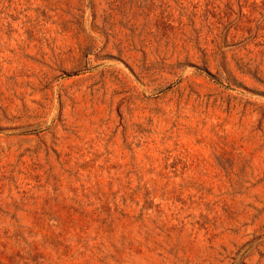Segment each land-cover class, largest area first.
Masks as SVG:
<instances>
[{"label": "rangeland", "instance_id": "1", "mask_svg": "<svg viewBox=\"0 0 264 264\" xmlns=\"http://www.w3.org/2000/svg\"><path fill=\"white\" fill-rule=\"evenodd\" d=\"M0 264H264V0H0Z\"/></svg>", "mask_w": 264, "mask_h": 264}, {"label": "trees", "instance_id": "2", "mask_svg": "<svg viewBox=\"0 0 264 264\" xmlns=\"http://www.w3.org/2000/svg\"><path fill=\"white\" fill-rule=\"evenodd\" d=\"M209 75V74H208ZM210 76V78H212L213 79V77L211 76V75H209Z\"/></svg>", "mask_w": 264, "mask_h": 264}]
</instances>
